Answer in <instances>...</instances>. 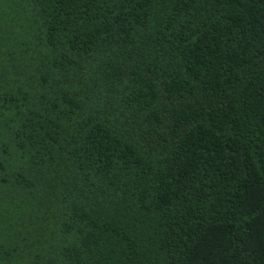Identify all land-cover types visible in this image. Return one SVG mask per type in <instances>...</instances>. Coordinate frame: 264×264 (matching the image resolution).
<instances>
[{
  "label": "trees",
  "instance_id": "trees-1",
  "mask_svg": "<svg viewBox=\"0 0 264 264\" xmlns=\"http://www.w3.org/2000/svg\"><path fill=\"white\" fill-rule=\"evenodd\" d=\"M0 264H264V0H0Z\"/></svg>",
  "mask_w": 264,
  "mask_h": 264
}]
</instances>
